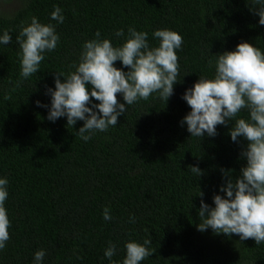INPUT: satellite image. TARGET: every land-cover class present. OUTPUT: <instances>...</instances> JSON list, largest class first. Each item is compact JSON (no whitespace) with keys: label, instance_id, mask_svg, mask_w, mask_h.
I'll use <instances>...</instances> for the list:
<instances>
[{"label":"trees","instance_id":"1","mask_svg":"<svg viewBox=\"0 0 264 264\" xmlns=\"http://www.w3.org/2000/svg\"><path fill=\"white\" fill-rule=\"evenodd\" d=\"M57 6L62 24L51 20ZM259 7L252 0H0V35L7 30L12 36L0 44V178L9 181L5 207L11 221L0 264H34L41 249V264H111L104 255L109 242L117 246L112 261L122 264L126 242L146 238L155 252L141 264H264V243L197 229L201 200L214 207V195H225L222 169L241 175L248 142L231 139L234 120L201 139L181 124L191 111L185 91L200 76L214 77L218 54L241 42L264 51ZM33 16L54 24L60 41L45 53L39 71L22 79L16 37ZM129 27L147 32L152 47L159 44L155 30L183 36L178 82L167 102L153 93L128 106L118 94L127 111L117 126L87 142L77 133L84 121L71 127L66 116L48 120V89H55L57 73L75 71L83 44L97 30L121 46L125 38L115 32L122 28L126 37ZM114 66L129 70L120 61ZM239 115L248 118L249 112ZM105 207L111 220L103 218Z\"/></svg>","mask_w":264,"mask_h":264},{"label":"clouds","instance_id":"2","mask_svg":"<svg viewBox=\"0 0 264 264\" xmlns=\"http://www.w3.org/2000/svg\"><path fill=\"white\" fill-rule=\"evenodd\" d=\"M252 3L260 5L255 11L260 17L259 24L264 25V0H252ZM64 19L62 9L55 7L51 20L62 24ZM148 35L129 27L125 37L121 28L115 36L125 38V42L114 46L97 30L95 38L83 44L79 63L73 65L75 71L67 75L57 73L55 89H48L51 107L47 119L55 122L66 116L67 125L71 127L77 121H84L77 133L87 142L97 131L107 132L110 127L117 126L118 117L127 111L125 103L130 106L139 100L146 101L153 93H158L166 103L178 82L177 50L181 49L183 36L170 29L155 30L152 36L159 44L152 47ZM11 41L12 36L5 30L0 35V44L7 45ZM16 41L21 50L20 76L26 79L39 71L45 53L57 48L60 36L54 24L41 23L33 16L31 22L21 28ZM116 61L129 70L115 67ZM212 63L209 60L210 66ZM60 77L64 78L63 82ZM118 94L123 96L125 103L119 102ZM93 98L99 103H93ZM182 98L191 111L181 124L187 125L191 137L201 139L205 133L215 136L217 125L234 120L231 139L235 142L237 137H243L248 142L241 154L247 161L241 175L233 178L231 170L222 169L226 179L220 191L225 195H214V207L201 200L198 231L211 228L215 234H236L241 240L254 239L256 245L264 243V51L251 43L241 42L235 50L218 54L214 77L200 76ZM243 109L248 110V118L240 117ZM189 169L198 177L203 174L198 166H189ZM8 183L7 178H0V251L10 240L11 221L5 207ZM203 195L199 190L198 196ZM103 218L112 219L110 208H104ZM134 221L135 218L130 217V222ZM151 244L150 238L144 239L142 244L134 240L126 242L122 264H141L154 254ZM116 251V244L109 242L104 255L111 264H118L112 261ZM45 255L43 249L36 251L34 264H41Z\"/></svg>","mask_w":264,"mask_h":264}]
</instances>
